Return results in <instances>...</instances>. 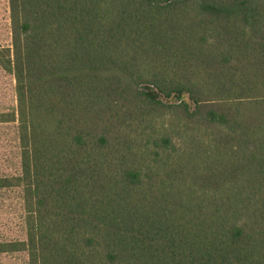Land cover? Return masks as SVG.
<instances>
[{"label":"trees","instance_id":"trees-1","mask_svg":"<svg viewBox=\"0 0 264 264\" xmlns=\"http://www.w3.org/2000/svg\"><path fill=\"white\" fill-rule=\"evenodd\" d=\"M30 264H264V0H9ZM159 95L185 101L163 104Z\"/></svg>","mask_w":264,"mask_h":264},{"label":"rangeland","instance_id":"rangeland-1","mask_svg":"<svg viewBox=\"0 0 264 264\" xmlns=\"http://www.w3.org/2000/svg\"><path fill=\"white\" fill-rule=\"evenodd\" d=\"M0 45L12 47L9 0H0ZM165 105L185 101L191 110L195 106L187 95L182 99L159 95ZM17 112L16 81L0 66V113ZM22 171L19 126L17 122L0 123V178L17 177ZM26 213L22 187L0 188V243L25 241ZM0 264H30L27 251L0 253Z\"/></svg>","mask_w":264,"mask_h":264}]
</instances>
